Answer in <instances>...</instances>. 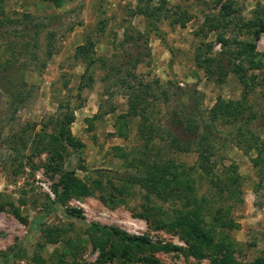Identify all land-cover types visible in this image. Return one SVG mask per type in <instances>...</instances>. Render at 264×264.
Returning a JSON list of instances; mask_svg holds the SVG:
<instances>
[{"label": "rangeland", "instance_id": "obj_1", "mask_svg": "<svg viewBox=\"0 0 264 264\" xmlns=\"http://www.w3.org/2000/svg\"><path fill=\"white\" fill-rule=\"evenodd\" d=\"M161 2L64 0L61 6L55 5L52 0L7 2L9 13H28L39 19L61 15L64 19L53 27L56 52L47 60V67L42 73L35 72L27 77L28 83L34 86V99L19 112L20 120L9 125L6 136L21 134L27 123H37V132L43 130L42 134L49 140L59 133V121L67 108L73 112L82 105L75 111V122L70 128L72 136L83 144L82 151L77 153L69 149L64 168L75 171L79 179L92 187V193L68 198L56 205L53 213L46 215V203L49 199L56 200L53 187L60 181L59 175H49L44 169L48 154L33 156L32 142L27 146L17 144L16 149L20 152L14 149L16 144L13 142L0 146V206L3 207L0 210V264H102L101 252L94 248L87 231L93 224L115 227L132 236L147 238L153 244L188 247L182 236L156 229L148 223L146 215H142L155 216L153 211H149L150 208L169 209L172 203L152 200L149 204L145 191L136 186L129 190L128 195L120 196L112 191L119 200L112 205L106 204L101 199L102 192L92 186L94 173L97 170L107 171L111 177L117 173L125 174V161L118 157L115 148L120 147L128 153L139 149V123H162L170 106L165 104L164 93L172 94L173 87L198 89L202 109L208 112L219 97L233 103L241 99V73L217 64L225 57L226 50L218 35L236 42H256V52L264 53V33L256 41L254 25L245 27L258 9L262 10L264 20V0H167L166 9L180 7L177 15L164 11L162 21H155L156 28L150 33L149 41L140 42V48L135 47L148 22L140 14L141 10L158 6ZM226 8L234 12L232 25L216 33H208L205 38L207 30L204 22L207 16L218 14ZM183 13L191 18L185 28L172 23ZM166 16L169 19L166 20ZM202 28L204 32L200 33ZM90 43L94 51L88 53V57H92L96 63L84 79L82 76L87 63L84 59H76L75 55L78 47ZM208 44L212 45L210 53H206ZM45 45L46 41H43L41 55L45 52ZM139 52L142 61L134 71L136 76L146 83L158 80L162 85L154 86L153 93L157 97L153 96L147 101V115L132 121L126 130L128 138L125 139L118 133L119 116L129 111L128 97L124 95L121 84L122 81H132L127 77V68L125 73H111V66L121 67L128 60H135ZM199 52L203 58L216 59L217 62L211 67L214 73L199 67L196 61ZM250 76L260 84L249 97L251 104L260 105L263 112L264 75L256 70L251 71ZM249 87L252 88V85L249 84ZM3 111L5 99L0 94V112ZM9 119L8 116H0L2 123H8ZM243 128L247 136L254 135V142L264 146V117L256 120L250 129ZM229 129L218 125L215 131L217 140L227 144L220 148L225 160L220 161L217 171L210 177L197 166L198 155L194 152L176 153L169 158L182 169L191 170L189 173L194 180L192 186L195 194L211 202L220 200L217 196L220 189L215 185L223 187L229 184L224 166L238 177L239 184L233 189L234 197L229 196L230 193L224 197H228L229 205H236L232 215L240 227L232 232V238L240 244L238 256L251 261L264 257V168H256L253 163L258 157L256 149L228 143ZM193 138L189 137L188 140ZM18 156L19 160L13 163ZM20 170L21 173L16 174ZM102 181L107 184L106 179ZM59 192H62L60 187ZM104 192L111 194L108 188ZM220 201L226 202L223 198ZM180 202L176 199V208ZM50 233L55 235L52 239L48 237ZM155 258L159 260L158 264H209L207 260L197 262L180 254L164 252L155 253ZM118 262L115 259L106 264Z\"/></svg>", "mask_w": 264, "mask_h": 264}, {"label": "trees", "instance_id": "obj_2", "mask_svg": "<svg viewBox=\"0 0 264 264\" xmlns=\"http://www.w3.org/2000/svg\"><path fill=\"white\" fill-rule=\"evenodd\" d=\"M9 1L0 0V94L5 99V111L0 112V116L10 117L8 123L0 121V146L13 142L16 144L14 149L20 152L16 149L19 144L27 146L29 142H32L33 156L48 154V162L44 166L46 173L60 176L59 184L53 187L56 200L49 199L46 203V215H49L54 212L56 205L64 203L66 199L92 193V187L79 179L75 171H66L64 168L69 149L77 153L82 151L83 144L76 140L70 131L76 118L75 111L82 105L76 107L73 112H69L67 108L59 121V133L49 140L42 134L43 130L37 132L39 127L37 123H27V127L21 134L6 136L9 125L20 120L19 112L34 99V86L28 83L27 77L35 72L42 73L47 67V60L56 52L54 44L56 33L53 32V27L58 21L61 23L64 19L61 15L39 19L28 13H9L6 9ZM52 1L55 5L61 6L64 0ZM166 2L167 0H162L158 6L141 10L140 14L145 16L148 22L145 32L140 33L139 40L135 42V47L140 48V42L149 41L150 33L155 31L156 22L162 21L161 16L164 11L166 13L172 11L173 15H177L180 7L166 9ZM261 11V9L256 10L253 19L245 23V27L254 25L253 36L256 41L264 33ZM181 15L182 17L176 18L172 23L185 28L191 18L186 13ZM234 16V12H229L227 8L222 9L218 14L207 16L204 22L207 30L205 38L208 33H216L224 27L229 28ZM167 19L169 17L166 16ZM203 32L204 28L200 33ZM218 36V40L226 50L225 57L217 64H220L222 68L229 66L241 73L243 87L241 99L233 103L219 97L216 105L208 112L202 109L198 89L173 87L172 94L164 93L165 104L170 106L162 123L159 125L144 121L139 123L137 131L139 149L136 148L128 153L120 147L115 148L118 157L125 161V174L117 173L111 177V173L97 170L92 180V186L95 190L102 192L101 199L106 204L112 205L119 200L114 196V192L120 196L128 195L129 190L136 186H140L145 191V199L149 204L152 200H159L170 205L172 203V208L169 209L156 206L150 208L149 211H153L155 216L145 213L142 215H146L148 223L156 229L182 236L187 241L188 247L153 244L147 238L132 236L115 227L93 224L87 231L94 248L101 252L102 264L112 263L115 259L120 261L116 264H158L159 260L155 258V253L158 252L180 254L186 259L193 258L197 262L207 260L209 264H264V257L245 261L238 256L240 244L232 238V232L240 227L232 215L236 205H229L228 197H224L229 193V196L234 197L233 189L239 184L238 177L233 175L230 168L224 166L225 174L229 176V184L221 187L215 183L216 188L220 189L217 196L220 200L225 199L226 202L220 200L211 202L195 194V188L192 186L194 180L189 173L191 170L182 169L169 158L176 153L194 152L198 155L197 166L203 169L206 176H212L217 171L216 167L220 161L225 160L220 154V148L227 143L219 142L215 134L217 126L221 125L230 128L227 133L230 139L228 143H236L240 148L256 149L258 157L253 160V163L256 168H264V146L254 142V135L247 136L243 128L250 129L249 127L256 120L264 117V111L262 112L260 105L251 104L249 98L260 85L254 82L250 72L258 70L260 75H264V53L256 52V42H236V40H226L224 36ZM43 41H46V45L45 52L41 55ZM207 47L209 49L206 53H210L212 45L208 44ZM92 51L94 50L91 43L77 48L75 58L84 59L87 63L86 72L82 76L84 79L96 63V60L88 57V53ZM200 53L196 57L199 67L206 69L208 73H214L211 67L216 59L203 58ZM140 56L141 52L135 60H128L121 67L111 66V73L121 71L125 73L127 68V77L132 81V83L122 81L121 84L124 95L128 97L129 111L119 116L118 133L125 139L128 138L126 130L129 129L132 121L147 115L149 104L146 103L154 96V86L162 85L158 80L150 83L139 80L134 71L142 61ZM132 69H134L133 72ZM189 137L194 138L188 140ZM18 160L19 156L12 162L15 163ZM20 166L24 168L22 164ZM20 173L21 170L16 174ZM102 179H106L107 184H104ZM59 187L62 192H59ZM107 188L111 190L110 195L104 192ZM176 199L181 201L177 208L175 207ZM2 208L0 206V210ZM54 236L50 233L48 237L52 239ZM54 241L57 240L54 239Z\"/></svg>", "mask_w": 264, "mask_h": 264}]
</instances>
